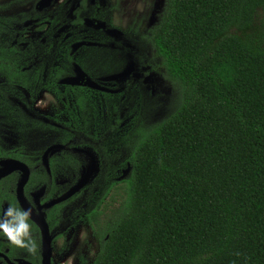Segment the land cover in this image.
Masks as SVG:
<instances>
[{"label": "trees", "instance_id": "obj_1", "mask_svg": "<svg viewBox=\"0 0 264 264\" xmlns=\"http://www.w3.org/2000/svg\"><path fill=\"white\" fill-rule=\"evenodd\" d=\"M150 39L180 105L89 185L124 194L92 264H264V0H167Z\"/></svg>", "mask_w": 264, "mask_h": 264}, {"label": "flooded vegetation", "instance_id": "obj_2", "mask_svg": "<svg viewBox=\"0 0 264 264\" xmlns=\"http://www.w3.org/2000/svg\"><path fill=\"white\" fill-rule=\"evenodd\" d=\"M9 1L0 5V12L10 7L25 8L26 11L0 22V210L11 205L43 217L51 238L50 264H55V241L61 239L70 227L74 229L72 224L98 203L99 197L82 201L79 197L84 198L91 192L88 184L92 177H97L99 162L95 156L97 171L92 172L83 187L62 201L46 206L63 197L78 183L90 159L95 169L90 153L94 150L83 144L76 145L81 143L77 141L78 135L85 139V133L50 117L49 93L58 86L100 88L73 62L76 51L86 44L79 42L67 46L65 41L73 33L85 34L86 28H101L99 18L103 6L99 2L96 4V0H38L33 7L27 6L26 0ZM46 10L52 12L44 14ZM45 19L49 23L47 29L42 23L37 25V32L24 30L21 33V29H17ZM60 52L64 54L65 66L73 71L74 76H68L63 67L49 72L54 68V54ZM64 97L61 96L63 100ZM13 134L18 135L17 141L14 140L13 145L6 143L5 140H11ZM57 145L62 148L51 150L44 156L50 147ZM87 157L91 158L86 161ZM10 160L7 164L6 161ZM83 163L86 166L81 173ZM30 223L37 243L36 251L30 253L13 246L0 235V264H43V234L31 217ZM83 234L78 232L79 238ZM67 261L68 257L57 264H66Z\"/></svg>", "mask_w": 264, "mask_h": 264}, {"label": "rangeland", "instance_id": "obj_3", "mask_svg": "<svg viewBox=\"0 0 264 264\" xmlns=\"http://www.w3.org/2000/svg\"><path fill=\"white\" fill-rule=\"evenodd\" d=\"M37 1L26 0L25 4L33 7ZM7 2L10 1L0 0V5ZM98 2L103 6L99 18L101 28H86L85 34L73 33L65 43L67 46L79 42L86 44L76 51L73 62L100 88L70 89L58 86L49 93L50 117L68 127L80 128L85 133V139L78 135L77 141L81 143L76 145L83 144L94 150L95 155L90 153L93 154L95 168L96 158L99 162V171L95 175L101 173V166L107 162V158L112 163V157L116 156L120 164L116 162L118 165L110 181L114 187H121L130 172V163L125 160L130 145L171 115L180 105L181 95L177 86L167 77L161 58L156 55L150 39V29L166 13L167 0H96V4ZM24 11L25 8L10 7L0 12V22L4 18L17 17ZM50 12L52 10H46L44 14ZM32 23L17 29H21V33L24 30L37 32L36 27L40 23L45 29L49 26L47 19ZM52 65L54 68L49 72L63 67L68 76H74L73 71L65 66V57L61 52L54 54ZM61 96H65V100ZM17 138L18 135L13 134L11 140L5 142L13 145ZM21 140H24L22 136ZM89 159L87 157L86 161ZM85 166L86 163L80 166L81 173ZM94 181L92 177L88 185ZM89 191L84 198L79 199L89 200L99 196L96 189ZM117 191L118 195L110 191L97 210H101L104 203L110 208L112 204V207L117 206L124 196L122 188ZM112 193L110 200L108 196ZM105 215L102 217V225L107 228L111 218ZM72 226L74 229L70 227L53 245L55 264L67 257L66 264H92L99 248L93 227L86 215L81 216ZM81 231L84 234L79 238L78 232Z\"/></svg>", "mask_w": 264, "mask_h": 264}, {"label": "clouds", "instance_id": "obj_4", "mask_svg": "<svg viewBox=\"0 0 264 264\" xmlns=\"http://www.w3.org/2000/svg\"><path fill=\"white\" fill-rule=\"evenodd\" d=\"M0 235L5 237L11 245L26 249L33 253L37 243L32 235L30 210L9 206L0 210Z\"/></svg>", "mask_w": 264, "mask_h": 264}, {"label": "water", "instance_id": "obj_5", "mask_svg": "<svg viewBox=\"0 0 264 264\" xmlns=\"http://www.w3.org/2000/svg\"><path fill=\"white\" fill-rule=\"evenodd\" d=\"M45 1H48V0H43V2H45ZM58 148H62V146L57 145V146H54V147H50L45 152L44 156L46 154H48L49 151L55 150V149H58ZM10 162H11V160L10 161H6L7 164H10ZM92 163H93V161H91V159H90L89 164H88V166H87V168L85 170L86 172L84 174H82L80 180L78 181V183L73 188H71L63 197L51 201L46 206H51L53 204H56V203L62 201L63 199L69 197L75 191H77L78 189H80L81 187H83L88 182L89 178L92 175V172L94 171V163L93 164ZM25 179L22 181V184L25 182ZM30 217L37 223V225L40 227L41 232L43 234V239H44V243H43V253H42V255H43V264H50V257H51L50 240H51V238L49 236V231H48L47 224L45 223L43 217L35 216L34 214L33 215L31 214Z\"/></svg>", "mask_w": 264, "mask_h": 264}, {"label": "bare ground", "instance_id": "obj_6", "mask_svg": "<svg viewBox=\"0 0 264 264\" xmlns=\"http://www.w3.org/2000/svg\"><path fill=\"white\" fill-rule=\"evenodd\" d=\"M91 153H92V152H91ZM92 155H93V154H92ZM96 171H97V168L94 169V172H96Z\"/></svg>", "mask_w": 264, "mask_h": 264}]
</instances>
